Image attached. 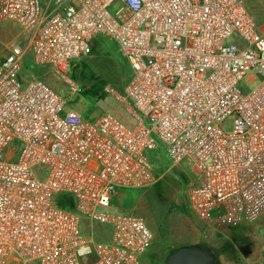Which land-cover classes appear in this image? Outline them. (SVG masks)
I'll return each instance as SVG.
<instances>
[{"label": "built area", "instance_id": "1", "mask_svg": "<svg viewBox=\"0 0 264 264\" xmlns=\"http://www.w3.org/2000/svg\"><path fill=\"white\" fill-rule=\"evenodd\" d=\"M0 20L26 37L0 57V264H141L153 233L111 203L161 178L149 157L161 146L192 176L184 196L201 222L264 206V35L242 0H0ZM98 36L128 65L123 90L104 92L133 126L62 117L51 86L21 77L28 52L70 84Z\"/></svg>", "mask_w": 264, "mask_h": 264}, {"label": "rangeland", "instance_id": "2", "mask_svg": "<svg viewBox=\"0 0 264 264\" xmlns=\"http://www.w3.org/2000/svg\"><path fill=\"white\" fill-rule=\"evenodd\" d=\"M242 1L264 35V0ZM120 8L121 4L116 2L107 11L114 17ZM13 43L26 46L25 35L16 26L0 20V57ZM129 72L117 47L107 37L98 36L90 55L69 64L66 74L70 84L50 68L35 65L28 52L21 77L26 81L37 75L51 86L65 100L62 117L76 110L84 121L92 122L108 112L133 126L136 122L124 105L104 92L106 86L121 92ZM255 85L244 88L250 90ZM224 131L232 132L231 121L225 124ZM149 157L161 178L147 188H116L111 203L112 210L140 216L153 233L141 264H165L169 254L181 246H205L212 250L219 264H264V206L249 203L241 215L203 223L187 208L184 191L193 181L189 171L183 166H171L162 146L150 152Z\"/></svg>", "mask_w": 264, "mask_h": 264}, {"label": "water", "instance_id": "3", "mask_svg": "<svg viewBox=\"0 0 264 264\" xmlns=\"http://www.w3.org/2000/svg\"><path fill=\"white\" fill-rule=\"evenodd\" d=\"M165 264H219L215 254L205 246H181L173 251Z\"/></svg>", "mask_w": 264, "mask_h": 264}, {"label": "trees", "instance_id": "4", "mask_svg": "<svg viewBox=\"0 0 264 264\" xmlns=\"http://www.w3.org/2000/svg\"><path fill=\"white\" fill-rule=\"evenodd\" d=\"M125 61V60H124ZM126 62V61H125ZM58 204L62 207H71L73 205L72 200L70 198H68L67 196H61L58 199ZM175 251V250H174ZM173 252V251H172ZM171 252V253H172ZM170 253V254H171ZM169 254V255H170Z\"/></svg>", "mask_w": 264, "mask_h": 264}, {"label": "crops", "instance_id": "5", "mask_svg": "<svg viewBox=\"0 0 264 264\" xmlns=\"http://www.w3.org/2000/svg\"><path fill=\"white\" fill-rule=\"evenodd\" d=\"M212 251V250H211Z\"/></svg>", "mask_w": 264, "mask_h": 264}]
</instances>
